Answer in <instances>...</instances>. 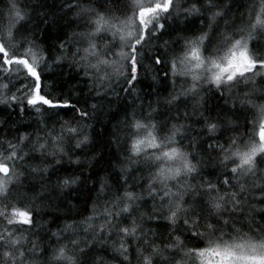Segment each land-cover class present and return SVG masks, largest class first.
<instances>
[{
    "label": "clouds",
    "instance_id": "clouds-1",
    "mask_svg": "<svg viewBox=\"0 0 264 264\" xmlns=\"http://www.w3.org/2000/svg\"><path fill=\"white\" fill-rule=\"evenodd\" d=\"M0 264H264V0H0Z\"/></svg>",
    "mask_w": 264,
    "mask_h": 264
},
{
    "label": "snow or ice",
    "instance_id": "snow-or-ice-1",
    "mask_svg": "<svg viewBox=\"0 0 264 264\" xmlns=\"http://www.w3.org/2000/svg\"><path fill=\"white\" fill-rule=\"evenodd\" d=\"M38 99H45V98L42 97V96L37 95V96L33 97V101H32V102H35V101L38 100ZM48 102H49V101L45 99V103H48ZM21 215L23 216V214H21Z\"/></svg>",
    "mask_w": 264,
    "mask_h": 264
},
{
    "label": "trees",
    "instance_id": "trees-1",
    "mask_svg": "<svg viewBox=\"0 0 264 264\" xmlns=\"http://www.w3.org/2000/svg\"><path fill=\"white\" fill-rule=\"evenodd\" d=\"M62 111H71V109H63Z\"/></svg>",
    "mask_w": 264,
    "mask_h": 264
}]
</instances>
